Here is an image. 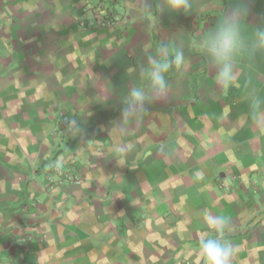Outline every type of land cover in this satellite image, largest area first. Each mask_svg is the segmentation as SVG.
Here are the masks:
<instances>
[{"label": "crops", "instance_id": "1", "mask_svg": "<svg viewBox=\"0 0 264 264\" xmlns=\"http://www.w3.org/2000/svg\"><path fill=\"white\" fill-rule=\"evenodd\" d=\"M234 2L184 14L164 0H0V264H207V215L231 221V264H264V123L245 120L240 89L219 86L202 53ZM247 4L249 23L264 18V0ZM95 5L118 23L83 28ZM162 45L183 65L123 116ZM240 67L264 95V60ZM115 142L132 145L123 166ZM57 160L78 182L49 186Z\"/></svg>", "mask_w": 264, "mask_h": 264}, {"label": "clouds", "instance_id": "2", "mask_svg": "<svg viewBox=\"0 0 264 264\" xmlns=\"http://www.w3.org/2000/svg\"><path fill=\"white\" fill-rule=\"evenodd\" d=\"M150 5L146 2L145 8ZM193 0H164L163 8L172 13L193 11ZM161 10V8H160ZM250 9L247 0H235L230 8H224L218 22L207 32L202 40V53L209 66L215 71L216 82L222 88L240 89L239 102L246 106L244 118L255 124L264 123V95H260L251 85L250 75L241 69L245 61L264 60V18L258 23H249ZM148 66L143 70L141 85L131 87L121 103L123 116L145 112L148 105L163 97L169 88L167 74L179 69L184 61L183 50L168 52L162 45L155 56L148 57ZM98 102H106V97H96ZM73 131L81 132L80 124ZM132 145L115 142L112 147L118 165L126 163L124 154ZM62 161H54L49 167L59 168ZM206 222L214 236L200 241L201 250L207 264H231L235 249L226 241V230L231 221L222 215H207Z\"/></svg>", "mask_w": 264, "mask_h": 264}, {"label": "built area", "instance_id": "3", "mask_svg": "<svg viewBox=\"0 0 264 264\" xmlns=\"http://www.w3.org/2000/svg\"><path fill=\"white\" fill-rule=\"evenodd\" d=\"M90 10L91 16H86V18L82 20V27L85 29H88L92 26H115L120 19L117 14H115L114 12L112 13L110 10H108V8L106 9L103 6H91ZM62 123L64 124H62V126L64 127L69 123V119L64 118V120H62ZM70 182H78V179L71 172L64 171L60 167L55 168L53 173L49 174L48 183L50 187L64 185L65 183Z\"/></svg>", "mask_w": 264, "mask_h": 264}]
</instances>
